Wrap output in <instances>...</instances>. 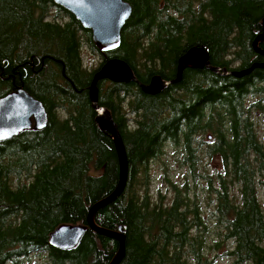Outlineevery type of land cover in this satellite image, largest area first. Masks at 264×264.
I'll use <instances>...</instances> for the list:
<instances>
[{"label": "trees", "instance_id": "trees-1", "mask_svg": "<svg viewBox=\"0 0 264 264\" xmlns=\"http://www.w3.org/2000/svg\"><path fill=\"white\" fill-rule=\"evenodd\" d=\"M126 1L132 15L121 45L102 52L91 30L54 0H0V98L22 88L49 114L42 130L0 142V264H22L42 253L47 264H109L117 253L118 240L90 227L73 249L49 244L60 225H87L92 206L118 186L115 142L97 123L90 97L95 74L114 58L125 60L137 77L98 81L99 104L111 111L126 147L128 180L94 220L126 231L120 264H213L228 241L230 264H264V68L238 78L189 67L181 81L157 94L141 87L155 76L176 78L180 57L195 46L205 45L211 64L228 70L264 62L253 46L262 30L264 0ZM54 10L68 20L52 18ZM83 46L99 53L98 67L84 65ZM208 132L214 139L206 142ZM166 142L183 148L191 177L202 152L222 164L215 174H202L207 201L215 203L211 242L189 181L183 188L171 182V203L161 194L152 201L137 188L141 172L147 176L149 161L162 155Z\"/></svg>", "mask_w": 264, "mask_h": 264}, {"label": "water", "instance_id": "water-1", "mask_svg": "<svg viewBox=\"0 0 264 264\" xmlns=\"http://www.w3.org/2000/svg\"><path fill=\"white\" fill-rule=\"evenodd\" d=\"M55 2L75 14L85 28L92 30L94 44L99 50L105 52L120 47L123 28L132 15V6L129 2L126 0H55ZM263 42L264 18L262 30L253 41L255 51L262 55H264V49L260 47V43ZM189 67L208 68L225 76L232 75L242 78L251 74L256 68H264V62L254 63L252 66L241 70H228L211 64L210 53L205 45L195 46L180 57L176 78L164 80L161 76H155L150 84H141V87L146 93L157 94L167 86L181 81L184 70ZM117 68H122L123 73L125 72L121 78L115 77L117 76ZM103 79L127 83L137 80V77L125 60L114 58L105 62L95 74L90 86L92 105L97 112L96 121L103 131L111 134L115 142L120 166L119 183L112 195L92 206L87 218V225L62 224L51 233L49 244L62 250L73 249L80 244L87 228L90 227L100 234L119 241V249L109 264H120L125 256L126 231L123 226H119L116 231L102 228L94 220L95 213L99 208L108 205L123 192L129 171L126 147L117 124L111 111L99 104L98 81ZM48 121L49 114L44 104L22 88L0 98V142L18 136L24 130L32 128L42 130L48 125Z\"/></svg>", "mask_w": 264, "mask_h": 264}, {"label": "rangeland", "instance_id": "rangeland-1", "mask_svg": "<svg viewBox=\"0 0 264 264\" xmlns=\"http://www.w3.org/2000/svg\"><path fill=\"white\" fill-rule=\"evenodd\" d=\"M164 2V0H161ZM62 14H58L57 11L52 12V18L59 19V20H68V17L65 16L61 18ZM82 58L83 63L89 69H94L99 66L101 62V56L98 52L91 50L88 46L82 47ZM239 64L238 61L233 63L234 67H237ZM254 100L253 97H250L249 102ZM129 99L124 103V110H127V104ZM58 113L61 116H64L65 113L62 109L58 110ZM129 117L133 118L134 115L130 113ZM129 124L132 126V121L129 120ZM261 134L263 135V129H260ZM212 133L208 132L204 135L205 141L213 140L214 137L211 139L207 138ZM200 141H202L203 135L200 137ZM184 153L183 148L179 147L171 142H166L163 146V153L158 158L149 161L147 165V176L141 172L139 176L140 180L137 188L140 192L148 191L149 195L152 198V201H158L160 194L164 195L165 203H171L172 200L176 196V192L174 187L172 186L171 182H174L178 185V187L183 188V184L185 181H189L190 188H191V195L195 198L197 194V198L199 200L200 210L203 213V220L205 221L207 227L212 230L207 234V241L214 240L215 237V229H216V221L212 216V208L215 206V203H210L207 201V193H206V181L202 177V174H205L208 171L211 174H215L218 170L222 168V164L220 163L219 159L217 158H210L206 156L203 152L200 153V168L197 170L196 177H191V173L189 171V166L184 163ZM204 172V173H203ZM144 180L147 185L144 186ZM260 190V199L264 205V192L263 189ZM233 193L238 194L239 190L235 188ZM195 201V199H193ZM198 231V230H197ZM229 246H233V241H228L227 245L223 246L222 249L215 255L214 253L211 254V257L215 255V263L213 264H230V257L225 255L226 248ZM22 264H47V257L44 253L42 254H32L31 257L22 260ZM10 264V263H8Z\"/></svg>", "mask_w": 264, "mask_h": 264}, {"label": "bare ground", "instance_id": "bare-ground-1", "mask_svg": "<svg viewBox=\"0 0 264 264\" xmlns=\"http://www.w3.org/2000/svg\"><path fill=\"white\" fill-rule=\"evenodd\" d=\"M54 2H55V0H54ZM56 3V2H55ZM77 3V2H76ZM57 4V3H56ZM58 6H60L59 4H57ZM60 7H62V6H60ZM63 9H65V10H67L66 8H64V7H62ZM68 12H70L69 10H67ZM71 14H73L72 12H70ZM75 17H76V15L75 14H73ZM76 19L80 22V20L76 17ZM81 23V22H80ZM82 24V23H81ZM82 26H83V24H82ZM84 27V26H83ZM85 28V27H84ZM85 29H89V30H91L90 28H85ZM91 32H92V30H91ZM92 34H93V32H92ZM122 69V68H121ZM120 68H117V70H116V73H117V76H115V77H118V78H121V75L122 74H125V72L123 73V70H121ZM34 129V128H33Z\"/></svg>", "mask_w": 264, "mask_h": 264}, {"label": "flooded vegetation", "instance_id": "flooded-vegetation-1", "mask_svg": "<svg viewBox=\"0 0 264 264\" xmlns=\"http://www.w3.org/2000/svg\"><path fill=\"white\" fill-rule=\"evenodd\" d=\"M165 1V0H164ZM93 35V34H92ZM213 137V135H209L208 138L211 139Z\"/></svg>", "mask_w": 264, "mask_h": 264}]
</instances>
